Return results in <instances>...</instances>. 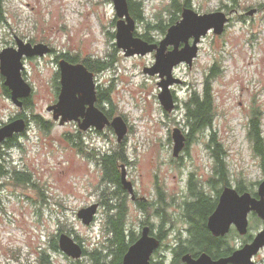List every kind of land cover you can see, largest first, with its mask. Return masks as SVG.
I'll use <instances>...</instances> for the list:
<instances>
[{"label":"rangeland","instance_id":"obj_1","mask_svg":"<svg viewBox=\"0 0 264 264\" xmlns=\"http://www.w3.org/2000/svg\"><path fill=\"white\" fill-rule=\"evenodd\" d=\"M140 1L147 19L135 20L133 35H144L150 43H157L167 31L158 24L170 22V0ZM189 3L197 12L221 10L229 19L221 34L208 32L202 37L190 68L180 64L172 70L173 76L187 83L182 87L175 86L179 102L187 98L188 91L198 92L206 80L214 101L212 127L203 130L202 139L190 146L183 167L169 163L172 158L169 131L176 117L165 115L171 112L163 110L159 104L158 77L142 72L143 66L154 63V52L125 56L116 46L117 18L112 0H4V14L0 20V50L12 46L16 34L26 41L50 43L56 50L78 57H107L113 62L109 70L95 78L99 89H110L111 103L101 101L100 105L112 110V116L121 115L129 125L123 145L125 161L132 164L129 168L127 165L128 173L147 195H154L151 192L154 189L148 191L147 186L142 187L144 183L162 185L168 201L172 202L168 212L176 227L153 251L150 262L156 264H171V246L179 243L174 240L177 229L183 230L181 235L186 237L184 230L188 225L179 217L180 206L188 193L185 174L195 166L202 168V188L212 199L216 197L215 188L221 186L218 183L213 188L206 183L212 177L213 156L207 146L211 131L215 132L225 151L229 185L235 188L241 181L246 184L247 191L256 192L264 179L260 158L248 135L251 111L256 108L260 112L264 136V0H189ZM251 8H258V11L247 15ZM238 14L245 15L243 20ZM23 65L22 76L32 87L31 107L21 111L5 93L0 77V125L17 118L21 112H25L29 122L25 134L16 135L15 145L4 148L8 154H0L2 169L8 168L10 172L14 166L26 172L29 178L26 183H18L10 174H0V264H38L42 249L48 250L52 264L87 261L84 255L72 261L59 251L51 252L48 242L53 234H57L58 239L55 232L59 225L74 229L87 250L102 240L105 219L102 207L90 225L83 224L76 216L79 208L100 197V168L84 152L78 154L71 146L72 138L78 133L76 124L70 121L60 125L46 110L59 91L55 93L54 76L58 67L53 56L27 59ZM213 65L217 73L209 76ZM33 115L50 121L48 128L41 129ZM105 132L109 139L89 132H82L81 138L89 148L97 145L98 148L112 146L113 150L119 149L114 132ZM79 143L83 148L84 143ZM206 204V211H211L213 201ZM128 206L130 210L135 209L132 204ZM188 207L189 213L196 216L195 228L199 229L203 213L192 205ZM140 217L137 211L131 215L127 213L128 224L135 230H138ZM248 221L246 234L240 235L236 228L229 231L232 235L228 242L235 249L243 245L244 237L254 236L264 226V221L255 213L248 215ZM153 222L158 225L160 218L155 216ZM71 235L74 237V233ZM253 260L264 264V245Z\"/></svg>","mask_w":264,"mask_h":264},{"label":"water","instance_id":"obj_2","mask_svg":"<svg viewBox=\"0 0 264 264\" xmlns=\"http://www.w3.org/2000/svg\"><path fill=\"white\" fill-rule=\"evenodd\" d=\"M112 2L117 18L116 46L123 50L125 56L154 52V63L143 66L142 72L160 76L157 82L160 88L157 98L162 108L170 112L175 107L170 85L182 82L180 78L173 76V68L180 63L190 68L198 54L202 37L208 32L221 34L229 18L221 10L200 13L186 6L181 9L180 18L167 27L163 39L158 43H149L133 35L135 19L129 13L128 1L112 0ZM256 11V8H251L246 13L253 15ZM190 39H192L191 42ZM14 41V46H7L0 50V77L3 78L2 84L9 90L11 101L23 111V101L32 92L31 85L22 76L23 59L33 56L41 57L50 51V47L44 42L32 44L16 34H14ZM168 46L171 48L168 49ZM58 70L59 91L56 100L46 106L52 118L60 125L76 121L82 130L89 127L101 130L105 126H110L117 142H121L128 131L127 123L121 115H115L110 119L96 105L94 72L82 62L71 63L63 58L58 61ZM25 129L26 120L22 116L0 125V144L13 135L23 133ZM172 140V155L177 156L185 144V138L178 128H173ZM120 181L133 195L132 183L126 177L124 165H121ZM98 207L97 202L81 207L77 210L76 216L83 224L90 225L97 214ZM250 212H254L264 221V179L258 184L256 195H252L249 191L238 192L236 188L229 185L224 186L215 208L206 219V227L213 236H223L233 224L238 233L244 235L248 231ZM160 242V239L150 234L149 225H144L140 229L139 236L124 253L122 264H151V255L159 247ZM263 245L264 226L250 242L244 243L227 256L214 259L205 252L197 256L184 253L181 261L182 264H255L253 256ZM58 246L64 255L72 259H80L83 256L82 245L66 232L58 234Z\"/></svg>","mask_w":264,"mask_h":264},{"label":"trees","instance_id":"obj_3","mask_svg":"<svg viewBox=\"0 0 264 264\" xmlns=\"http://www.w3.org/2000/svg\"><path fill=\"white\" fill-rule=\"evenodd\" d=\"M128 1V7H129V13L135 20H141L145 21L147 18L145 16L142 2L140 0L138 1ZM3 3L4 0H0V20L3 19L4 9H3ZM190 6L189 0H170L168 9L171 14L170 22L168 24H158L159 27L162 29H166L170 24L174 23L178 20L179 16L178 13L181 11L183 7ZM148 24V22H147ZM111 35H114L111 33ZM140 37L147 41L151 42V40L144 35H140ZM22 38V37H21ZM30 42H34L32 39L28 40ZM63 57L68 59L69 61H76L80 60L84 65L87 66V68L94 73H101L105 70H109V68L112 66V61H108L107 57H99V56H88V57H78L75 54H71L69 52L63 53ZM217 73L216 66L213 65L210 67V75L209 76H215ZM58 75L54 76V88L55 93L59 89V82H58ZM1 80L3 78L1 77ZM4 91L7 95H9V90L4 86ZM110 89H104V90H98L97 91V104L100 106L101 101H107L111 103L110 99ZM31 99L30 97L26 98L23 101V106L25 108L31 107ZM189 109V115H190V122H191V133L193 131L198 130L203 131L205 129H209L212 127V122L215 115L214 110V101H213V95L210 88V85L208 84L207 80L204 82V85L202 86V94L196 93L192 94L188 102L186 103ZM259 111L254 108L251 111V116L249 119V129H248V135L250 140L252 141L253 150L256 153V155L260 158L261 167L264 170V136L262 134L261 129V117L259 115ZM105 114L108 117L112 116V110H106ZM24 116V114H22ZM21 115V116H22ZM33 119L36 122V124L41 129H47L48 125L50 124V121L43 119L40 115H33ZM25 133V131L23 132ZM13 138V139H12ZM16 136L11 137V139L7 142V147L15 145ZM208 148L211 150L212 156H213V168L214 172L212 177H210V182L216 181L214 179L217 177V180H220L224 185H227L230 181V177L228 174V170L225 164L224 159V153L222 143L218 140L216 137V134L214 131H211L208 134V142H207ZM79 151L82 153L84 152L87 158L94 159L96 163L98 164V167L100 168L102 175H101V182L102 186L100 185V198H101V206L105 210L104 207L105 204H107V201L105 200L106 196V189L104 187L105 184V177L109 178L113 182H118L119 180V169H118V163L119 161H122L123 158V150L120 149L112 151L110 155H102L98 154L97 151H89L87 149L79 148ZM6 155V154H4ZM2 156V155H1ZM10 174V176L18 183H26L28 182V176L27 173L24 171L17 170L12 166V171H8V168L2 169L0 165V174ZM236 190L238 192L247 191L248 188L245 183H242L241 181H238V183L235 186ZM217 191V190H216ZM254 194L255 192L252 191L251 194ZM189 195L191 196V199H187L183 202L184 204V210L181 212V219L186 218L190 221H196V216L189 213V205L197 208L200 210L201 207V201L202 200V217L203 222L202 225L199 226L200 228L197 229V234L191 233L190 239L187 240H179L178 245L176 244L175 247H172L171 251V264H180V257L184 253H190L192 255H197L201 251L207 253L212 258H218L222 256H227L234 247H232L228 239L230 238V235L232 233L228 234V237H215L213 236L210 231L206 228V219L208 214L212 211L215 205V198H211L208 194L205 193L203 188L201 189L200 186H194L192 185L189 189ZM158 200L157 203L154 205L157 210V217L160 218V227L164 225L165 223H173L175 222L170 213L168 212V207L172 205V202L168 201L164 197V191L158 190ZM213 201L211 211H206V202ZM108 205V204H107ZM147 206V207H146ZM146 211H149L150 208L148 207V204L144 206ZM119 209V210H118ZM116 212L112 215H108L105 211V219L104 224L102 227V231L104 233V236L102 240L97 243L96 246L92 247L91 249H83V255L86 256L87 261H79L76 260L75 262H72V264H122V257L124 253L126 252L128 246L134 242L137 238V234L134 229L128 224L127 221V211L122 206L121 208H118ZM193 222V226H194ZM61 231L64 232V230H70L69 228H66L65 225H59ZM70 233V231H68ZM76 236V237H75ZM74 238L79 241L81 238L76 234ZM160 241L166 238L157 236ZM50 245L54 250H58V239L57 234H53L51 238L49 239ZM45 261L44 264H50L49 259L47 257H44ZM151 264H156L151 261ZM161 264V262H159Z\"/></svg>","mask_w":264,"mask_h":264},{"label":"flooded vegetation","instance_id":"obj_4","mask_svg":"<svg viewBox=\"0 0 264 264\" xmlns=\"http://www.w3.org/2000/svg\"><path fill=\"white\" fill-rule=\"evenodd\" d=\"M189 7H192V6H189ZM257 9V11H258V8H256ZM181 12V11H180ZM238 16H239V18L241 19V20H243V18L245 17V15L244 14H238ZM179 17H180V13H179ZM179 19V18H178ZM20 37V36H19ZM21 38V37H20ZM23 39V38H22ZM192 41V39H190V42ZM201 41H202V39H201ZM39 42H41V41H39ZM32 44L33 43H36V41H34V42H31ZM44 43H46V42H44ZM158 43V42H157ZM49 47H50V51L47 53V54H45V55H43V56H41V57H38V56H33V57H29V58H24L23 60H27V59H38V58H42V57H45V56H47V55H49V56H53V60H54V62H55V65H57V67H58V61H59V59H66L65 57H63L62 56V54L63 53H66V52H62V51H60V50H56L54 47H52L51 46V44L50 43H46ZM12 46H14L15 45V41L13 40V42H12V44H11ZM180 47L182 46V43L179 45ZM168 47H170L171 48V46H168ZM68 62H71V63H77V62H81L80 60H76V61H69L68 59H66ZM194 61V60H193ZM24 62V61H23ZM181 65H183V63H180ZM180 64H178V65H180ZM178 65H176V66H178ZM185 65V64H184ZM176 66L174 67V68H176ZM173 68V69H174ZM58 69V68H57ZM102 73V72H101ZM56 74L59 76V70L58 71H56ZM55 74V75H56ZM97 74H99V73H94V80H95V82H96V78H95V75H97ZM174 75V74H173ZM1 76V75H0ZM153 76H157L158 77V79L160 80V76L158 75V74H155V75H153ZM58 79H59V77H58ZM158 80V81H159ZM157 81V82H158ZM59 82V81H58ZM157 82H156V85H157ZM184 85H187V83L183 80L181 83H180V85H175V84H173V85H170V91H171V93H172V95H173V99H174V103H175V107L170 111L171 113H165V115H171V116H175L176 117V119L174 120V122L172 123V127H171V129H170V131H169V139L172 141V144H173V140H172V130H173V128H178L179 130H180V133H182L183 134V136H184V138H185V144H184V147L181 149V151L179 152V154L177 155V156H174V155H171L172 156V158L170 159V161H169V163H171V164H173L174 166H177V167H183V160L185 159V156H187V155H189L190 153H188V150H189V148H190V146L191 145H194V144H196V142H198L200 139H202V131H198V130H195V131H193V133H191V122H190V115H189V109H188V106L186 105V103L188 102V100L190 99V97H191V95L192 94H196V93H199V94H202V86H201V89L197 92L196 90H190V91H188V94H187V98L185 99V100H182L181 102H179L178 100V96H177V94H176V89H175V86H180V87H182V86H184ZM200 85H202V83L200 84ZM158 87V86H157ZM158 89L160 90V88L158 87ZM99 90V86H98V84L96 83V91H98ZM100 90H102V89H100ZM159 92V91H158ZM158 94V93H157ZM158 99V98H157ZM97 100H98V97H97ZM96 105L98 106V104H97V101H96ZM101 106V105H100ZM99 107V106H98ZM100 108V107H99ZM101 110H103V112L105 113V111L107 110V109H103V107L101 106V108H100ZM163 109V108H162ZM164 110V109H163ZM22 114H24V116L22 115ZM21 115H22V117H24L25 118V120H26V128H27V126H28V124H29V122H28V119L26 118V115H25V112H21V113H19L18 115H17V117H21ZM113 116H111V117H109L110 119L112 118ZM12 118V117H11ZM75 124H76V126H77V128H78V133H76L75 134V136L76 137H73L72 138V140H71V146L72 147H74L75 148V151L78 153V154H80L81 152L79 151V148L81 147V145H80V143H79V141L80 142H83L84 143V141H83V139L81 138V134H82V132H89V133H93V134H96L97 136H99V137H103V138H106V139H109L108 137H107V133L105 132V131H112L113 132V130H112V128L110 127V126H105L103 129H101V130H97V129H95L94 127H89V128H87L86 130H82V129H80L79 127H78V123L76 122V121H73ZM68 123V122H67ZM66 124V123H65ZM128 126V129L130 130V128H129V125H127ZM23 135L25 134V133H22ZM16 135H18V134H16ZM16 135H13L12 137H14V136H16ZM19 135H21V134H19ZM18 138V136H16V139ZM11 138H9V139H7V140H5L4 142H2L1 144H0V154H8V151L7 150H4V148H6V149H8L9 147H7V142L10 140ZM13 139V138H12ZM125 139H126V137L124 138V140H122L121 142H118L119 144H118V147H119V149L122 151V150H124L123 149V145H124V143H125ZM82 148V147H81ZM83 149H87V150H89V151H93V150H95V151H97V153L98 154H102V155H110V153H112V151H114L113 150V147L112 146H107L106 148H104L103 146H101L100 148H98V146L97 145H93V147L92 148H89V145H87V144H85L84 143V147H83ZM123 153V152H122ZM212 158V157H211ZM90 160H92V161H95L94 159H91V158H89ZM95 163H96V161H95ZM97 164V163H96ZM121 165H124L125 166V170H126V177H127V179L132 183V187H133V195L132 194H130L129 193V191L122 185V183H121V181H120V172H121ZM127 165H128V168L130 167V165L132 166V164H130V163H128L127 161H125V158H124V156H123V158H122V161H119V163H118V169H119V175H118V177H119V180H118V182H113V181H111L109 178H107V176L104 178L105 179V184H104V187H105V189H106V196H105V200L107 201V204H105V208L106 209H108V211H106V209H105V211L107 212V214L108 215H112V214H114L115 212H116V210L118 209V208H121L122 206H124V208L126 209V211H127V213L128 214H130L131 215V213H135L136 211L138 212V214L139 215H141V217H140V219L138 220V222H137V228H138V230H133V231H135L136 232V234L139 236V234H140V229L144 226V225H149V227H150V234L151 235H154V236H159V237H164V236H168L169 234L171 235V231H174V229H175V227L176 226H174L175 225V222H173V223H165L164 225H162V227H160V222H159V224L158 225H155L154 224V222H153V219L155 218V216L157 217V215H158V213H157V210H156V207L154 206L156 203H157V200H158V198H159V196H158V190H163L164 191V197L166 198V199H168L167 198V196H166V193H165V190L163 189V187H162V185H160V184H158L157 182H154V183H152V184H147V183H144L143 185H142V180H141V182H140V184H139V187L142 185V187L143 188H145L146 186L148 187V191H149V189L150 188H153L154 189V191H151V192H153L154 193V195L153 194H150V195H147L146 194V192H144V191H141L138 187H137V185H136V183L131 179V177H130V175H129V173H128V168H127ZM97 166H98V164H97ZM192 166H193V164H192ZM201 167H202V164H201ZM213 172H214V168H213V164H212V166H211V169H210V173L213 175ZM100 177H101V175H102V172H101V170H100ZM211 174H210V176H211ZM214 179H216V181H212V182H210L211 180H210V178L206 181V183L210 186H212L213 188H215V186H216V184H221V186L220 187H218V188H215V194H216V197H213V198H215L216 199V201H215V205H216V203H217V200H218V195L221 193V191H222V189H223V187L224 186H222V182L220 181V180H217L218 178L217 177H215ZM184 182H185V185H186V188L188 189V193L186 194V196H187V198H185V200H189V199H191V196L189 195V189L191 188V186L192 185H194L195 187L196 186H200L201 187V189H202V168H200V167H198V166H195V168H192V170H189L186 174H185V176H184ZM102 183V182H101ZM227 185H229V184H227ZM227 185H225V186H227ZM101 186H102V184H101ZM229 186H231V185H229ZM232 187V186H231ZM204 188V187H203ZM204 190V189H203ZM217 190V191H216ZM205 191V190H204ZM0 192H1V189H0ZM206 193V192H205ZM251 193V192H250ZM207 194V193H206ZM252 195H256V192L253 194L252 193ZM184 200V201H185ZM183 201V202H184ZM94 202H97L98 204H99V207H102L101 206V198L100 197H97V200H95V201H93L92 203H94ZM91 204V203H90ZM130 204H132L133 206H134V210H130V208H129V206L128 205H130ZM148 204V207L150 208V210L149 211H146L145 210V208H144V206L145 205H147ZM89 205V204H88ZM215 205H214V208H215ZM99 207H98V210H99ZM147 207V206H146ZM181 207V209H182V211L184 210V204L183 205H181L180 206ZM213 208V209H214ZM213 209H212V211H213ZM119 210V209H118ZM181 211V212H182ZM211 211V212H212ZM210 212V213H211ZM97 213H98V211H97ZM209 213V214H210ZM250 213H254V212H250ZM249 213V214H250ZM208 214V215H209ZM248 214V215H249ZM171 215V214H170ZM97 216V215H96ZM180 219H181V214H180ZM208 217V216H207ZM95 219V218H94ZM173 219V218H172ZM174 220V219H173ZM94 221V220H93ZM92 221V222H93ZM181 221L185 224V225H188V227H187V229H186V231L184 230V232L186 233V237H183L182 235H181V233H182V231L183 230H180V229H177V231H176V234H175V237H174V240H180V239H182V240H187V239H190V235H191V233H195V234H197V229L195 228V225H196V221L194 222V221H190V220H188V219H186V218H183V220L181 219ZM193 222H194V226H193ZM206 222V221H205ZM207 228V227H206ZM232 228H234L235 229V225H231L230 226V228H229V231L232 229ZM196 230V231H195ZM66 233H68V234H72V233H74V236L76 235V233H75V231H74V229H71L70 228V230H64ZM68 231H70V233L68 232ZM227 232L225 235H223V236H215V237H228V234H230V232ZM61 232H63V231H61L60 230V228H57V232H55V233H61ZM72 236V235H71ZM137 236V237H138ZM76 237V236H75ZM253 237L254 236H247V237H244V243H247V242H249V241H251L252 239H253ZM74 238V237H73ZM158 238V237H157ZM250 238V239H249ZM75 239V238H74ZM159 239V238H158ZM76 240V239H75ZM77 241V240H76ZM83 240H82V238L78 241L81 245H82V247L84 248V244H83V242H82ZM243 243V244H244ZM48 246H49V250L51 251V252H58V250L56 251V250H54L52 247H51V245H50V242H48ZM172 247L173 246H171V250H172ZM233 250H235V248L234 249H232L231 251H230V253L229 254H231L232 252H233ZM48 250H46V249H42V250H40L39 251V256H38V261H37V263L38 264H44L43 262L45 261V259H44V257H47L48 259H49V254L50 253H48L47 252ZM59 252H61L62 253V251H59ZM202 252V251H201ZM200 252V253H201ZM63 254V253H62ZM228 254V255H229ZM198 255V254H197ZM197 255H193V256H197ZM64 256H66V255H64ZM182 256V255H181ZM67 258H70V257H68V256H66ZM83 257V256H82ZM72 261H75V260H73V259H71ZM49 262H50V264H52V262L49 260ZM254 262H255V264H257V262L254 260ZM183 262L182 261H180V264H182Z\"/></svg>","mask_w":264,"mask_h":264}]
</instances>
